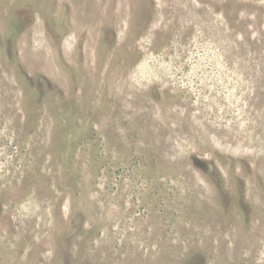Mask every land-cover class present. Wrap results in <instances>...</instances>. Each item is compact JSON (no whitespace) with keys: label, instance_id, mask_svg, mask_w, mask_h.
<instances>
[{"label":"rangeland","instance_id":"374dc122","mask_svg":"<svg viewBox=\"0 0 264 264\" xmlns=\"http://www.w3.org/2000/svg\"><path fill=\"white\" fill-rule=\"evenodd\" d=\"M0 264H264V0H0Z\"/></svg>","mask_w":264,"mask_h":264}]
</instances>
